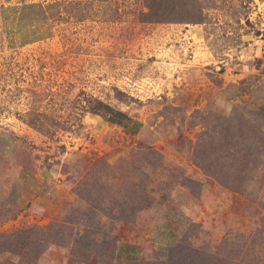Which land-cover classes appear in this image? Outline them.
I'll list each match as a JSON object with an SVG mask.
<instances>
[{"label": "rangeland", "instance_id": "374dc122", "mask_svg": "<svg viewBox=\"0 0 264 264\" xmlns=\"http://www.w3.org/2000/svg\"><path fill=\"white\" fill-rule=\"evenodd\" d=\"M155 4L204 18L149 21ZM258 107L264 0H0V264H264V153L243 185L197 161L230 162L233 110Z\"/></svg>", "mask_w": 264, "mask_h": 264}, {"label": "trees", "instance_id": "16d2710c", "mask_svg": "<svg viewBox=\"0 0 264 264\" xmlns=\"http://www.w3.org/2000/svg\"><path fill=\"white\" fill-rule=\"evenodd\" d=\"M152 8H155V11L152 12ZM163 4L158 6L149 5V21H157V22H200L203 18V12L198 15L187 16V17H171L166 14H163L160 10L163 9ZM151 12V13H150ZM93 110L96 113H102L108 119V121L117 123L125 128H127L130 132L135 133L142 125V122L139 120L134 119L128 113L121 109H116L110 104L104 102H98V106H94ZM247 117L243 116L242 113L238 111V109L233 110L232 118L233 120L237 121L240 128H234L232 132H230V137L232 142V150L231 153L228 155L227 158H230V162H222V161H214L209 162V166L206 165L203 161H205L211 151L208 148H204L202 150V155L197 154L199 158L197 161L203 165L204 169L209 171L223 183H231L229 180H224L222 178L223 174L226 172L227 168H232L233 171L237 174L235 177V173L230 171L233 177L236 179L237 185H243L245 182V177L242 176V173H246L247 169L250 168L252 163L254 162L252 157L255 155H259L264 153L263 146H264V108H259L257 110H246ZM241 118H244V122L241 121ZM218 127H221L217 131V138L220 141V138L223 139L226 137L227 128L223 126V121L219 124ZM209 136V133L206 131L204 132ZM203 159V160H202ZM244 161V162H243ZM27 238L31 239L32 235L26 236ZM180 249L174 252L173 255H169L168 259L162 261L161 264H207L197 262V259H191L190 261H186L185 259H180L179 256ZM185 262V263H184ZM187 262V263H186Z\"/></svg>", "mask_w": 264, "mask_h": 264}, {"label": "crops", "instance_id": "0c3cea01", "mask_svg": "<svg viewBox=\"0 0 264 264\" xmlns=\"http://www.w3.org/2000/svg\"><path fill=\"white\" fill-rule=\"evenodd\" d=\"M148 234L146 239L139 241H123L116 248V256L123 261H135L142 258L149 250L153 249V239ZM173 231L167 226L161 233L159 242H155L156 249L169 250L173 244ZM152 247V248H151Z\"/></svg>", "mask_w": 264, "mask_h": 264}]
</instances>
